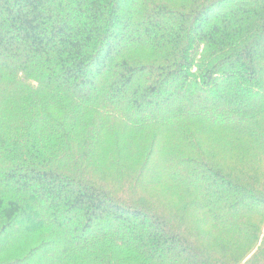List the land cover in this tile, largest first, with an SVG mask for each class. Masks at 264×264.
I'll return each instance as SVG.
<instances>
[{
    "label": "trees",
    "instance_id": "trees-1",
    "mask_svg": "<svg viewBox=\"0 0 264 264\" xmlns=\"http://www.w3.org/2000/svg\"><path fill=\"white\" fill-rule=\"evenodd\" d=\"M0 264H264V0H0Z\"/></svg>",
    "mask_w": 264,
    "mask_h": 264
},
{
    "label": "rangeland",
    "instance_id": "rangeland-1",
    "mask_svg": "<svg viewBox=\"0 0 264 264\" xmlns=\"http://www.w3.org/2000/svg\"><path fill=\"white\" fill-rule=\"evenodd\" d=\"M106 146H107V144L104 143L98 147V150L100 149L101 151H104Z\"/></svg>",
    "mask_w": 264,
    "mask_h": 264
}]
</instances>
